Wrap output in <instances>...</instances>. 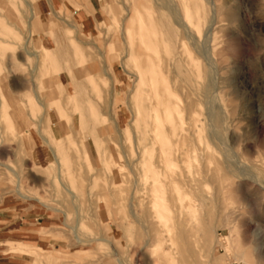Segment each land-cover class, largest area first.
Returning <instances> with one entry per match:
<instances>
[{
    "label": "rangeland",
    "instance_id": "rangeland-1",
    "mask_svg": "<svg viewBox=\"0 0 264 264\" xmlns=\"http://www.w3.org/2000/svg\"><path fill=\"white\" fill-rule=\"evenodd\" d=\"M151 71L179 115L144 162ZM5 205L31 264H264V0H0Z\"/></svg>",
    "mask_w": 264,
    "mask_h": 264
},
{
    "label": "bare ground",
    "instance_id": "bare-ground-1",
    "mask_svg": "<svg viewBox=\"0 0 264 264\" xmlns=\"http://www.w3.org/2000/svg\"><path fill=\"white\" fill-rule=\"evenodd\" d=\"M28 5H29V3H28ZM40 60H41V58H40ZM151 70H153V69H151ZM148 75H149V77L147 79V82L144 80V78H142V76L141 77L139 76L140 77V79H139L140 84H139V87L135 93V98L133 101L134 108H135V122L137 124V129H138L137 135H136L137 144H138V154L144 160V158L149 155L150 151H153V152H157V156H158L157 158L158 159H163L166 157V152H165L163 142H162V138L164 135H163V133H161V129L163 127H165L166 125H168V126L173 125L175 123L174 116L179 115V111L177 109V103L172 99L173 96L170 94L169 88L165 86V83H166L165 80L163 78H159L156 75H154L152 71ZM141 88H144V90L141 91ZM169 149H170V147H169ZM171 151H173V150L171 149ZM141 158H140V161H141ZM58 162H59V160H58ZM144 162H145V160H144ZM141 163H143V162L141 161ZM156 164L150 163L146 167V171L153 174V175H156L158 173L157 172L158 166ZM158 165H159V163H158ZM144 169H145V167H144ZM165 173H167V172H165ZM169 174H170V172H169ZM170 185H172V184L170 183ZM153 186H154V188H157V187L164 188L165 185L162 184L161 181L155 179ZM168 186H169V184H168ZM169 190H170V188H169ZM161 203H163V202H161ZM156 207H159L158 202L156 204ZM190 208H191V206H190ZM190 208H189V210H190ZM193 210L194 209L192 208V211ZM157 218H160L161 220L164 219L161 216L159 217V215ZM158 222H161V221L158 220Z\"/></svg>",
    "mask_w": 264,
    "mask_h": 264
},
{
    "label": "crops",
    "instance_id": "crops-1",
    "mask_svg": "<svg viewBox=\"0 0 264 264\" xmlns=\"http://www.w3.org/2000/svg\"><path fill=\"white\" fill-rule=\"evenodd\" d=\"M42 219L43 215L36 209L8 205L0 207V264H31L23 255H14L10 249L23 254H33L39 250L28 247V244L41 245L42 242L36 237V229ZM25 233L30 236L26 237Z\"/></svg>",
    "mask_w": 264,
    "mask_h": 264
}]
</instances>
